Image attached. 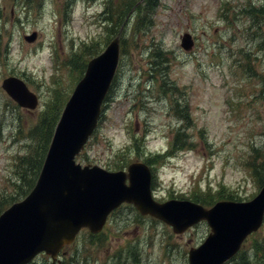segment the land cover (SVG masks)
Here are the masks:
<instances>
[{"label":"rangeland","instance_id":"1","mask_svg":"<svg viewBox=\"0 0 264 264\" xmlns=\"http://www.w3.org/2000/svg\"><path fill=\"white\" fill-rule=\"evenodd\" d=\"M132 1L0 0V214L30 190L50 120L117 35L113 85L77 162L109 171L151 163L158 201L248 202L264 185V0H157L150 19L143 2L127 16ZM8 77L24 80L38 107L8 97ZM209 232L201 223L176 235L122 206L95 238L85 231L55 261L32 264H188ZM240 249L244 261L229 264H264V223Z\"/></svg>","mask_w":264,"mask_h":264},{"label":"water","instance_id":"2","mask_svg":"<svg viewBox=\"0 0 264 264\" xmlns=\"http://www.w3.org/2000/svg\"><path fill=\"white\" fill-rule=\"evenodd\" d=\"M25 40L33 42L35 34ZM189 40L187 35L183 38L185 50L191 46ZM118 58L117 37L87 63L62 110L33 189L0 214V264H28L39 253L55 261L82 228L99 233L108 215L123 203L170 226L176 235L205 221L210 233L200 246L189 250L188 264H223L261 225L264 186L251 201H220L209 209L187 200L158 203L151 195L150 169L143 163L110 172L75 162L97 126ZM1 88L18 106L36 108L37 97L23 80L5 78Z\"/></svg>","mask_w":264,"mask_h":264},{"label":"trees","instance_id":"3","mask_svg":"<svg viewBox=\"0 0 264 264\" xmlns=\"http://www.w3.org/2000/svg\"><path fill=\"white\" fill-rule=\"evenodd\" d=\"M141 2V0H133L132 2H131V4L129 5V8L128 7H126V10H125V12H126V15L128 16V14H131V15H133L134 14V12H136L137 10H138V8H139V6L140 5H138V6H136V4H139ZM143 2V6H144V11L146 12V11H151L150 13H149V19L151 18V15H152V13H153V11L155 10V8L157 7V4H154V3H156L157 2V0H143L142 1ZM141 4V3H140ZM152 4H154L153 5V7L151 6ZM146 6V7H145ZM122 15L123 14V11H122V8H120V9H118V15ZM127 16H126V19H127ZM141 18H139L138 20H140V22L138 23V22H136L135 24H136V26L137 25H141V24H144V15L143 14H141V16H140ZM120 18L118 19V21H117V23H119L120 22ZM137 20V21H138ZM109 22V25L112 27V22H110V21H108ZM127 22V21H126ZM151 25V22L148 20V23H147V27L148 26H150ZM117 26H119V28L121 27V28H123L124 26H125V24L123 25V24H121V25H118L117 24ZM111 27H109V28H111ZM94 55H96L97 53L96 52H94L93 53ZM58 118L59 117H56L55 119L53 118L52 120H50V122H49V126H50V128L48 129V131L46 132V134H45V138H46V142H47V140H49V139H51V136H52V133H53V130H54V128H55V125H56V123H57V121H58ZM41 119V118H40ZM44 120V119H43ZM42 120V121H43ZM42 121H41V123H42ZM180 148H183V146H181ZM44 153H45V150H44V148H43V150H42V153L40 154V157L42 158V156L44 155ZM169 155V153H167L166 154V156H168ZM40 159H39V162H38V165L40 164ZM37 169H38V167H36L35 168V171H34V175L36 174V171H37ZM256 173V172H255ZM259 177V176H258ZM264 179H262V181H263ZM33 183H34V181H32L29 185H28V187H29V189H31L32 188V186H33ZM260 185H262V183H259ZM209 198H210V196H208ZM228 200H232V199H228ZM193 201L194 202H196V203H199V204H201V205H203V206H211V203H209V202H201L200 200H199V198L198 199H196V198H194L193 199ZM207 204H209V205H207ZM89 237L90 238H95L96 236H92V235H89ZM256 250V249H255ZM238 259V260H237ZM235 260H237V261H244V254H242L241 252L235 257V258H233L231 261H230V263L231 262H233V261H235ZM74 258L73 257H71V261H70V263L69 264H71V263H74ZM75 264H79V262H77V263H75ZM226 264H229V263H226Z\"/></svg>","mask_w":264,"mask_h":264}]
</instances>
